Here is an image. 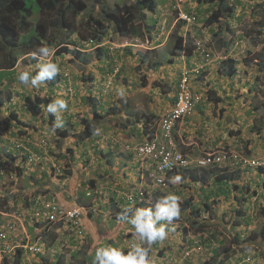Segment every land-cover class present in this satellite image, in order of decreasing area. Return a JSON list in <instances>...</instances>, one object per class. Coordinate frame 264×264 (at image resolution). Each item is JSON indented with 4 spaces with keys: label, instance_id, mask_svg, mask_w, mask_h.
<instances>
[{
    "label": "rangeland",
    "instance_id": "1",
    "mask_svg": "<svg viewBox=\"0 0 264 264\" xmlns=\"http://www.w3.org/2000/svg\"><path fill=\"white\" fill-rule=\"evenodd\" d=\"M155 1L157 6L165 2V0ZM166 2L168 4L165 9L160 10L157 16L155 14L156 20L150 21V16L145 19L146 23L155 24V28L148 32L141 31L142 35L129 38L131 43L138 45L136 47L123 46L121 43L125 41H119V38L110 32L105 35L104 41L98 44L89 34L87 17L79 15L76 18V30L72 34L68 46L76 47L80 51L83 49L90 54V57L93 56L96 47H100L106 52V56L101 61L93 60L96 63L95 67H89L90 71L94 69V71L101 72L105 86L97 84L98 87L87 88L82 83V71L72 64L68 56H57L54 53V47H46L49 54L45 55L41 51L43 49L41 45L45 44V36L44 38L30 37L21 49L25 30L20 29L14 50L11 51L7 46L0 48V68L5 73L0 77V131L3 136L6 135V140L20 138L22 143L25 142L23 136L29 135V141L32 142L30 152L33 154L30 162L20 164L26 174L22 177L19 175V178L17 177L18 167L15 165L17 160L8 155L0 156V206L8 191L19 192L23 197L15 200L12 205L13 211L6 212H15L12 217L0 214V220L4 227L10 221L13 224L11 230L3 229L4 241L0 243L10 246L0 250V264H12L14 258L5 261L3 256L14 252V248L11 249V246L18 245L20 238L24 239L25 243L32 245L30 241H34L35 237H38V233L43 230L42 226L39 228L41 221H37V216L32 215L33 211L31 209L26 211L21 205V200L28 199L33 195L41 198H38L36 203V211L38 208L42 209L41 202L49 201L56 206L55 214H58L60 210L66 211L75 204L85 206L87 211L89 210L87 206L96 204L97 213L93 215L92 222L87 225L88 217L83 220V225H87L84 226V230L95 231L93 225H96L97 229L100 227V229L113 232L117 230L119 233L123 231L121 236L118 235L122 238L116 244V248L120 250L121 254L129 255L134 252L136 247H139L146 250V258L152 264H264V245L257 242L259 240L257 234L264 223L261 215L263 206H260L257 200L252 199L249 206H245L246 208L241 206L243 213L241 216L235 212L238 205L234 209L219 210L218 212L223 213L219 218H217L218 213L204 207L198 210L199 215L194 216L193 208H182L181 201L187 190L182 187L177 192L176 185H174V192L171 196L177 198L178 216L171 219L168 217L156 219L155 214L159 204H162L161 202L159 204L158 202L152 203L145 208L152 212L154 226L156 228L163 227L166 233L165 239L149 243L146 238L143 240L140 238L135 225L131 223L142 207L137 208V211H135V207L131 209L121 198V195L116 198L117 192H115V197H111L110 180L112 178L108 176V173L111 171L118 173L119 170L114 168L115 161L113 165L107 163L106 166H103L104 161L101 156L95 155L94 146H98L99 149L103 143L104 149H107L112 138L120 137L121 131L111 127L117 117L121 116V120H123V114L129 115L130 118L137 114V112H132V107H126V104L131 105L130 101L132 100V102L136 101L144 105L146 103L145 93L156 91V88L153 90L151 88L152 86L159 88L156 85L158 81L167 85L168 79L165 76L169 75L168 70L174 72L179 69L170 77L173 88L183 64L182 54L187 53L185 58L194 57L192 50L194 39L204 43L209 49L211 56L209 61L219 63L216 69L220 74L223 73L220 69L225 68L222 64H228L226 60L230 58L233 65L241 64L237 66L239 70L237 74L233 75L236 77L235 81L240 82L244 75H249L250 80L241 81L239 89L235 91L237 95L241 96L239 101L244 102V95L252 97L254 93L259 94L257 97L264 98V70H261L260 67L264 61V43L261 42L264 34V0H242L243 6L235 7L234 13L230 17L222 14L216 22L210 24H206L204 20L215 9L214 3L205 4L196 0H166ZM41 7L40 5L36 6L32 9L31 16L19 19V21L23 20L27 24H33L41 16L39 13ZM178 10L182 13L196 15V24L190 26L178 21L176 19ZM52 12L44 13L43 17L52 18ZM177 37H181L178 42ZM1 41L0 38V45H2ZM222 41L229 45L223 47ZM175 42L183 47L184 52L173 56L172 60L168 62L167 56L171 53ZM154 46L157 47L152 48ZM138 50L140 52H136ZM33 57H36L37 62L33 60ZM38 62L44 63L43 66L48 63L57 65L58 70L52 75L53 77L55 74L59 76V80L55 84L50 85L47 77L37 81L35 87L31 85V81L25 85L17 79L19 74L25 71L30 72V75L33 76L37 69L36 66H39ZM177 64H180V68H173ZM142 70H144V74H142ZM122 73L125 74L123 78ZM133 74L136 79L132 76ZM105 76L111 77L112 82L109 85L106 84L108 77ZM147 80L151 85H146V87ZM44 88H47L46 93ZM164 89L165 87H161L160 91L165 92ZM239 91L245 94H240ZM29 94L49 95L52 97L53 104L57 99L63 100L64 107L57 106L58 114L56 111H51L52 114L44 113L40 117H32L25 111L23 104L24 96ZM87 94L94 95L95 105L87 104L85 98ZM160 101L161 99H159ZM254 102L256 103L257 99H254ZM92 106L99 109L104 117L100 122L95 123L97 134L91 140L79 143L71 135L56 138L53 136L52 130L47 127V119L50 120L51 117L55 126L64 127L67 120L71 125L65 127L71 128L74 132L80 131L82 128L81 118L89 116ZM13 107L24 121L31 122L34 126V129L28 128L23 136L18 134L16 130L18 126L15 123L11 124L5 120L9 114L8 111ZM112 117L114 118L112 119ZM238 120L239 118H237ZM138 130L129 132L133 133L136 138L141 136L142 130ZM125 139L126 145L129 144V146L131 144L127 142L128 140H138V138L129 137ZM12 145H14L13 141ZM0 146L6 149L10 147L8 144ZM17 150L20 151L19 148ZM10 151L14 153L16 149L10 147ZM126 160L127 158H125ZM135 160L138 158L135 157ZM91 177L97 179L92 186L88 183V178ZM11 183L14 189L9 186ZM134 186L133 183L129 187ZM168 186L170 188V185ZM44 189L47 191H40ZM118 189L126 191L129 188L123 185L118 186ZM113 198L114 202L117 201L115 206L110 204ZM118 208L123 211L122 215H127L124 217V222L113 218ZM0 213L5 212L0 209ZM202 213L203 216H201ZM194 217L198 219L201 228L188 225L194 220ZM41 220L44 219L41 218ZM35 221L38 223H34ZM235 221H239V224H236ZM52 231L53 239L38 242V245L35 244L34 250L23 249L24 257H21V264H41L43 259H45L44 263L46 260L48 261L47 264H98L95 261V256H91L99 248L109 247L107 239H103L102 242H93L86 236L85 239L79 240L55 226ZM96 236H98L97 233Z\"/></svg>",
    "mask_w": 264,
    "mask_h": 264
},
{
    "label": "crops",
    "instance_id": "2",
    "mask_svg": "<svg viewBox=\"0 0 264 264\" xmlns=\"http://www.w3.org/2000/svg\"><path fill=\"white\" fill-rule=\"evenodd\" d=\"M167 4L166 0L162 4H158L156 11L154 13L147 12L146 17L150 16V21L156 20L154 17L155 14L157 16L159 11L165 9ZM125 41H127L126 46H138L137 44L131 43L130 39H126ZM224 43L225 42L222 41L223 47L229 45V43ZM122 45L124 46L125 44ZM155 47L157 46L152 48ZM136 52L140 51L138 50ZM217 64L219 63L212 60L207 62L202 76L194 82V90L199 95V101L193 107L192 113L179 122L175 128L174 134L177 145L181 152L187 157L189 167L181 172L168 174L165 178V187L156 186L151 182V179L147 176L149 165L140 161L141 159L134 152V147L137 143L150 135L149 128L154 124L153 121L155 116L173 103L176 82L172 88L170 77L172 74L174 75V73H177L179 69L174 72L168 70L167 73H169V75L165 76L168 79L167 85L161 84L158 81L156 85H158L159 88L156 86H152L151 88V90L156 88V91L145 93L144 98H146V103L144 105L136 101V103L132 102V100L130 101L131 105L126 104V107H132V112H137V114L131 118L129 115L123 114V120H121V116H119L112 123V128L115 127L121 131V135L119 134L120 137L116 136L112 138L107 145V149H104L105 146L103 143L100 145L99 149L98 146H94L95 155L99 154L98 156H101L104 161L103 166H106L107 163L113 165L115 161L114 168L119 170L118 173L115 171L108 173V176L112 178L110 180L111 197H115V192H117L116 198H119L120 195L121 198H123V195L126 193L131 191L135 192L138 188H143L147 193L145 204H152L155 202L159 204V202L163 203L173 194V186L176 185L175 189L177 192H179V189H182V187L187 190L181 201L182 204L183 201L188 200L187 208H193L194 211L200 210L202 207L205 209L210 208L214 213L219 214L217 218L223 215V213L218 212L219 210L224 211V209L227 208L234 209L237 205L238 208L241 206L246 208L249 206L248 204L251 203L250 201L252 199L257 200L260 206L264 208V174L259 170L248 168L232 169L225 164L198 167L196 164L198 158L210 151L216 152L218 150L228 149L238 151L248 157L264 154V98L257 97L259 94L254 93L252 97L250 95H244V102L241 100L239 101L238 99L241 96L239 94L237 95L235 91L239 89V83L241 81L247 82L250 80L248 78L249 75H244L240 82L235 81L236 77L233 75L237 74L239 71L237 66L241 64L235 65L236 71L230 76L225 75L228 64H222V66L225 67L224 69H220L223 72L222 74L216 69ZM179 65L180 64H177L173 68H180ZM92 70L93 81L91 88L94 86L98 87L99 85L97 84L105 86L103 83L104 77H101V72L98 70L94 71V69ZM247 71L249 70L247 69ZM142 74H144V70H142ZM121 76L123 78L125 74L122 73ZM132 76L136 79L135 74ZM105 77H108L106 84L109 85L112 82L111 77ZM140 80L142 81V79ZM148 82L149 80H147L145 86L151 85ZM161 87H165V92H163V90L160 91ZM44 89L45 92H47V88ZM238 93L245 94L240 91ZM91 96L94 97V95ZM253 98L257 99L256 103ZM159 99H161L160 102ZM97 111H99V109H97ZM56 113L58 114L57 111ZM113 118L114 117H112V119ZM237 118H239L238 121ZM144 120H146V122ZM138 129L142 130L141 136L139 135V137H136L138 138L137 141L128 140L127 142L131 145H126V137L136 139L133 133L129 131H139ZM126 133L127 135H125ZM1 136L0 145L8 143L9 146H11V142L16 141L15 138L6 140V135L4 134L3 136V133ZM135 157H137L138 160H135ZM125 158H127L126 161ZM176 177H179L178 181ZM92 178L93 177L88 179ZM133 183L135 186L132 188L129 187ZM123 185H126L129 189L120 191L118 186ZM168 185H170V188H168ZM114 200L113 198L110 204H113ZM201 216H203V213ZM93 219L94 216L88 218L87 222L89 223L87 225H89ZM87 225L85 224V226ZM49 226H52V229L54 226L62 229L61 224L58 223H51ZM40 227L39 225V228ZM122 227L124 229L123 223ZM93 228L95 231L91 232L92 236L89 235L90 240H93V242H102L104 241L103 239L111 241V239L116 240L117 238H122L118 237V235L121 236L123 231L121 233L117 232V230L114 232L107 231L106 236L100 235V230H103L100 229V227L97 229L96 225H93ZM96 232L100 235L101 239L96 237ZM117 242H119L118 239Z\"/></svg>",
    "mask_w": 264,
    "mask_h": 264
},
{
    "label": "trees",
    "instance_id": "3",
    "mask_svg": "<svg viewBox=\"0 0 264 264\" xmlns=\"http://www.w3.org/2000/svg\"><path fill=\"white\" fill-rule=\"evenodd\" d=\"M196 1H201L205 4L214 3L216 5L215 9H213L212 12L205 18L204 22L206 24L216 22L222 14L230 17L234 13L235 7L243 6L242 0ZM38 5L42 6L41 10H39V13L42 16L41 17L39 15L41 19H37L33 24H27V22L23 20L19 21V19H24L31 16L33 12L32 9ZM156 8L157 3L155 0H0V38L2 40V45H0V48H6L7 46L11 51L14 50L16 48V42H18L20 29L25 30L24 40L26 41L30 37L44 38L45 36V44L41 45L42 48H44V46L45 48L54 47V53L57 56H68L72 64L76 65L77 68L82 71V83L90 89L93 81V74L89 70V67H95L96 63L93 60L101 61L106 56V52L103 51V49H101L100 47H96L93 56L90 57V54L88 52L86 53L83 49L82 51H80V49L76 47L68 46V44H70L69 41L71 40L72 34L76 30V18L79 15L87 17L89 34L94 38V42H97L98 44H101L104 41L105 35L109 32L117 36V38H119V41H125L130 37H133L135 35H142V32H148L150 31V29L155 28V24L153 23L151 25L146 24L145 18L147 12L154 13L156 11ZM46 12H52V18L43 17L44 13ZM177 38V42L181 40V37ZM261 42L264 43V34L262 35ZM181 47L182 46L177 45L176 42L174 43L171 53H169L167 57L168 62L172 60L173 56L179 55L182 51L184 52L183 47ZM183 54L187 55V53ZM35 60L36 59H34V61ZM226 62L228 63L226 75L230 76L234 74L236 68L235 65H233L232 59L228 58ZM260 67L261 70H264V61H262ZM40 70H37L33 76L37 75ZM2 74L4 75L5 73L0 71V77L2 76ZM47 80L50 85H53L59 79L57 77L51 76L47 77ZM85 98L87 100V104L95 105V99L90 94H87ZM23 101L25 111H27L32 117H40L44 115V113L52 114V112L49 110V107L53 104V100L49 95L44 94L40 96L38 94H29L24 96ZM8 112L9 114L7 115V117H5V120L11 124L15 123L18 126L16 130L19 135H25L28 128L34 129L33 124H31V122L24 121L20 117V115L17 114L14 107L11 108ZM89 113V116L81 118L82 128L80 129V131L74 132V130H72L71 128L65 127L66 125H71V123L67 120L64 127H60V125L55 126L54 121H51L52 118L50 116V120L47 119V127L52 130L53 136H56V138L58 136L67 137L68 135H71L79 143H82L85 140H91L92 137L95 138V134H97L95 123L100 122L101 119H103L104 115L97 111V108H95V106H92ZM144 121L146 122V120ZM1 134L2 132L0 131V140L2 138ZM48 134L50 133L48 132ZM23 137L24 139H22L25 141H28L30 138L29 135H25ZM15 139L18 140L20 138ZM4 144L7 145L8 143ZM28 145L30 148L32 146V143L29 142ZM10 147L13 148V146ZM10 147H7L6 149L0 146V156L8 155L10 158L14 160L16 159L17 163L15 165H17L19 171V173L17 171V177H22V175L24 176V174L26 173L24 172L20 164L27 162V155L29 154V151H26L24 149H19L20 151H18L16 147V151H14V153H19L14 154L10 151ZM31 149L32 148H30V150ZM256 170H259L264 174V168H259ZM95 181L96 179L92 178L88 180V183L92 186L95 184ZM9 186L13 188L12 183ZM40 191L45 192L47 191V189ZM18 198H23L21 196V193L8 191L7 195L5 196V200L1 203L0 209L6 212L13 211L12 205H14L15 200ZM38 198L41 199L40 197L33 195L32 197H28V199L24 198L23 200H21V205H23L24 207L23 209L26 211L30 209L34 211ZM187 203L188 200L183 201V204L181 203L183 209L187 207ZM122 212L123 211L119 210L118 208L114 219L127 217V215L125 214L122 215ZM192 212L194 216L198 215L199 213L198 210ZM235 212L239 216L243 214L241 208L236 209ZM261 215L264 219L263 208H261ZM30 220H33V218H30ZM34 223L37 222L35 221ZM197 223V220L192 221L191 226H197L198 229L201 228L202 226ZM236 224H239V221H237ZM100 232V235L102 234L107 236L106 230H100ZM257 236L259 239L257 242L264 245V223ZM53 238L54 233L52 231V226L50 227L49 224H45L43 226V230L38 234V237H35V240L32 242L30 241V244L36 242V244L38 245V242H41L42 240H50ZM117 239L120 240L119 238ZM117 239H111L109 243L116 245ZM1 241H4V237L0 236V242ZM23 242H25L24 239L19 240L18 245ZM18 245L11 246V249L14 248V252L10 255H4L3 258L5 259V261H7L9 258H14L12 264H21V257H24L23 249ZM8 246L10 245L0 243V250ZM37 254L41 256L39 253ZM44 261L45 259H43L41 264L48 263L47 260L46 263H44Z\"/></svg>",
    "mask_w": 264,
    "mask_h": 264
},
{
    "label": "built area",
    "instance_id": "4",
    "mask_svg": "<svg viewBox=\"0 0 264 264\" xmlns=\"http://www.w3.org/2000/svg\"><path fill=\"white\" fill-rule=\"evenodd\" d=\"M174 9V8H173ZM177 19L184 21L187 25L194 26L196 23L195 15L192 13H182L177 11ZM193 49L196 54L201 57L200 61H192L189 66H185L181 70V76L177 83V91L174 96L173 103L164 110L161 114L157 128L150 134L151 137L144 138V140L137 143L134 147L135 153L145 160L152 168L149 174L151 181L158 186H165V178L168 174L186 170L189 167V161L185 154L179 149L175 139V128L184 117L191 114L194 104L199 100L198 96L192 92L190 86V77L197 76L203 69L202 61H209L210 51L199 40H193ZM14 141L15 147L29 151L27 158L29 162L32 160V153L30 152L29 143ZM32 143V142H31ZM198 167L218 166L225 164L232 169L237 168H264V154L258 157H248L243 153L234 150H218L216 152H207L202 157L196 160ZM144 191L137 189L135 192H129L126 195V200L129 203L136 202L137 199L143 198ZM42 209L33 211L32 215L39 219H44L48 222L60 221L66 224L71 232L78 229V220L81 214L80 208H72L69 210L59 211L54 213L56 206L51 202H41ZM4 216L12 217L10 213H0ZM2 224L0 220V225ZM12 222L7 223V227L12 229ZM0 231V236L3 234ZM79 232V231H78ZM80 234V233H79ZM34 244L28 245V249L34 250Z\"/></svg>",
    "mask_w": 264,
    "mask_h": 264
},
{
    "label": "clouds",
    "instance_id": "5",
    "mask_svg": "<svg viewBox=\"0 0 264 264\" xmlns=\"http://www.w3.org/2000/svg\"><path fill=\"white\" fill-rule=\"evenodd\" d=\"M177 17V15H176ZM195 18H196V22H197V17L195 15ZM146 19V18H145ZM177 19V18H176ZM178 21L180 22H184V21H181L179 19H177ZM185 23V22H184ZM148 24V23H147ZM196 24V23H195ZM26 40H23L21 43V45L23 46V43H25ZM127 41L121 43V44H125L124 46H126L127 44ZM22 49V47H21ZM20 49V50H21ZM192 50H193V53H194V57H190V58H185V54H182V61H183V64H182V67H181V70L183 67L185 66H189L192 61H200L202 60L201 57H199L195 50L193 49L192 47ZM31 51V50H29ZM28 51V52H29ZM41 51L45 54V55H48L49 52H48V49L47 48H43L41 49ZM181 54V53H180ZM197 55V56H195ZM199 57V58H198ZM34 58V57H33ZM36 58V57H35ZM34 58V59H35ZM194 58V59H193ZM211 58V56H210ZM33 59V60H34ZM37 62V60H36ZM34 62V63H36ZM201 62V61H200ZM208 62V61H207ZM206 61H202L203 63V69L201 70L200 74L197 75V76H193V77H190V86H191V89H192V92H194L198 98H199V95L198 93L194 90V82H196L203 74L204 72V69H205V66L207 64ZM40 63V64H39ZM44 64V63H42ZM41 64V62H38L37 65L39 66H43ZM39 66H36L37 69H35V72L37 70H40L39 73L35 76H31L30 75V72H21L19 74V76L17 77V79L22 83V84H25L27 85L29 83V81H31V85L33 87L36 86L37 84V81H40V80H43L45 77H51L55 72H57V65L54 64V63H48V64H45V66L43 67H39ZM181 70H180V73H178V76H177V81H176V89H175V93L177 91V83L180 79V76H181ZM0 71L1 68H0ZM3 72V71H2ZM55 77H58L59 79V76L58 75H54ZM199 101V100H198ZM198 101L194 104V106L198 103ZM57 106H60V107H64V101L63 100H60V99H57L55 101L54 104L50 105L49 107V110L50 111H53L55 112L56 111V108ZM193 106V107H194ZM168 108V107H167ZM166 108V109H167ZM165 109L162 110V112H160L159 114H157V116H155L154 118V124L149 128L150 129V134L152 133V131H154L156 128H157V124H158V120L161 116V114L164 112ZM193 111V109H192ZM192 113V112H191ZM185 118V117H184ZM150 137V135H148ZM17 141H20V139H18ZM14 142V141H13ZM43 142V139L41 141V143ZM34 144V143H33ZM14 148L15 147V143L14 145H12ZM21 149V148H19ZM22 150V149H21ZM228 150V149H227ZM135 152V151H134ZM140 158V157H139ZM141 159V158H140ZM27 161L29 162L28 158H27ZM141 162H145L147 163L145 160H140ZM148 164V163H147ZM149 165V164H148ZM151 166L149 165V168L147 169V176L150 178L149 174L151 173ZM183 171V170H181ZM181 171H178V172H181ZM178 172H173V173H178ZM172 174V173H170ZM151 179V178H150ZM176 180L178 181L179 180V177H176ZM153 182V181H151ZM154 183V182H153ZM155 184V183H154ZM156 185V184H155ZM158 186V185H156ZM166 186V185H165ZM165 186H161V187H165ZM138 189H142L143 188H138ZM144 191V196L143 198H139L136 200V202L134 203H129L127 200H126V195H123V200L125 201V203L131 208L133 209L132 207H135V211H137L136 209L137 208H141V211H139L136 215H135V218L131 221V223L133 225H135L136 229H137V232L140 236V238L143 240V239H147V241L149 243H152V242H155L157 240H163L165 239L166 237V233L163 229V227L161 228H156L154 226V221L152 219V212L150 210H145L146 207H148L150 204H145V199H146V196H147V193L145 190ZM133 192V191H132ZM84 199V198H83ZM176 197L175 196H169L168 199H166L161 205L158 206V209H157V212H156V219H161L163 217H168L169 219H171L172 217H175V216H178L179 215V209H178V206H177V203H176ZM52 203V202H51ZM53 204V203H52ZM89 204H92V203H89ZM117 204V201H115L113 204H111V206H115ZM89 208V210L87 211L85 209V206H80V205H77L75 204L72 208H80L81 209V214H80V217H79V220H78V229L77 231L75 232H71L68 228V226L60 221H57V222H50L48 223V221H45V220H41L39 218H37V221H41L40 223V226L41 225H47V224H51V223H60L61 224V227H62V231L63 232H66L69 236H73L75 238H78L79 240H83L85 239V237L87 236V238H89V235L92 236L91 232H88L86 230H84V226L83 225V220L85 219V217H88L90 218L91 216H93L94 214L97 213V207H96V204H93V205H90V206H87ZM70 208V209H72ZM69 210V209H68ZM4 211V210H3ZM6 213V211H4ZM15 212H12L10 214H13ZM114 218V217H113ZM120 220H122L124 222V219L125 218H119ZM90 220V219H89ZM197 220L196 217H194V220L195 221ZM192 222V221H191ZM191 222L188 223L189 226H191ZM38 223V222H37ZM45 223V224H44ZM3 224H1V228H0V231H2L1 233L3 234V237L5 236V233L3 232V229H9L7 226H5L3 228ZM11 230V229H9ZM24 231V230H23ZM79 231V232H78ZM186 231V230H185ZM26 233V232H25ZM80 233V234H79ZM97 233V232H96ZM39 234V233H38ZM98 236H96L98 239H101L100 235L97 233ZM20 240H22L20 238ZM93 241V240H92ZM107 243H108V248H99L91 257L95 256V261L98 262V264H152L151 261H149L147 258H146V250H143L139 247H136L134 249V252L133 253H130L129 255H122L120 250H118L116 248V245H113L111 243H109V241L107 240ZM32 244H36V242L32 243ZM117 244V243H116ZM28 245L27 243L23 242V243H20L18 246L22 247V249L24 248H28Z\"/></svg>",
    "mask_w": 264,
    "mask_h": 264
}]
</instances>
